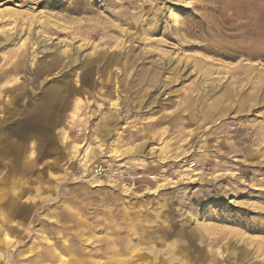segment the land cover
Instances as JSON below:
<instances>
[{
	"label": "rangeland",
	"instance_id": "1",
	"mask_svg": "<svg viewBox=\"0 0 264 264\" xmlns=\"http://www.w3.org/2000/svg\"><path fill=\"white\" fill-rule=\"evenodd\" d=\"M0 264H264V0H0Z\"/></svg>",
	"mask_w": 264,
	"mask_h": 264
},
{
	"label": "built area",
	"instance_id": "2",
	"mask_svg": "<svg viewBox=\"0 0 264 264\" xmlns=\"http://www.w3.org/2000/svg\"><path fill=\"white\" fill-rule=\"evenodd\" d=\"M95 173L98 176H103L105 178H108L110 180H129L132 183H134L136 181V179H140L141 175H134V174H130L128 172H113V171H108V169L104 168L103 166H96L95 167Z\"/></svg>",
	"mask_w": 264,
	"mask_h": 264
}]
</instances>
